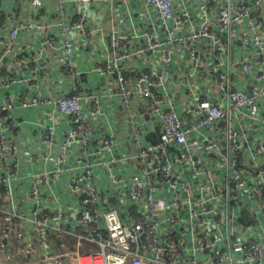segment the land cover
<instances>
[{"label":"built area","instance_id":"obj_1","mask_svg":"<svg viewBox=\"0 0 264 264\" xmlns=\"http://www.w3.org/2000/svg\"><path fill=\"white\" fill-rule=\"evenodd\" d=\"M1 92L0 264H264V0H0Z\"/></svg>","mask_w":264,"mask_h":264},{"label":"crops","instance_id":"obj_2","mask_svg":"<svg viewBox=\"0 0 264 264\" xmlns=\"http://www.w3.org/2000/svg\"><path fill=\"white\" fill-rule=\"evenodd\" d=\"M77 55L86 60L88 57V51H78ZM56 86L53 87V94H55ZM60 90H66L64 81L57 84ZM15 95L13 91L10 92ZM3 92L0 93L2 95ZM16 119L20 121V129L17 133L20 160H19V172L20 181L18 182L17 189L19 192L27 191V185L24 176L30 175L32 173L40 172L43 168L41 160L38 156H43L46 152L45 146L42 144V134L43 131L40 126L35 125L33 122L36 120V111L32 110H22L19 109L15 113ZM53 122L55 126V131L57 136H61L68 129L67 120L59 115L58 113H53ZM23 194H18L17 197L20 198ZM20 199H16L18 209L22 210L23 206ZM74 202V200H73ZM7 203H1V206H5ZM4 264H11V261L4 259Z\"/></svg>","mask_w":264,"mask_h":264}]
</instances>
